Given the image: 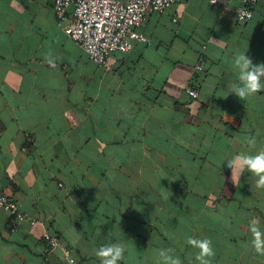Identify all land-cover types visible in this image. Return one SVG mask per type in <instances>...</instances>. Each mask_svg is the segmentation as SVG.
<instances>
[{"label": "crops", "instance_id": "crops-1", "mask_svg": "<svg viewBox=\"0 0 264 264\" xmlns=\"http://www.w3.org/2000/svg\"><path fill=\"white\" fill-rule=\"evenodd\" d=\"M239 6L188 0L151 15L149 43L104 69L57 24L54 0H0V195L42 223L12 232L0 208V264H68L46 252L45 231L85 264L117 241L121 264H156L166 248L189 264L188 237L211 240V264H264L248 230L264 226V189L223 164L264 149V91H225L236 53L264 62V7L242 23Z\"/></svg>", "mask_w": 264, "mask_h": 264}, {"label": "built area", "instance_id": "built-area-1", "mask_svg": "<svg viewBox=\"0 0 264 264\" xmlns=\"http://www.w3.org/2000/svg\"><path fill=\"white\" fill-rule=\"evenodd\" d=\"M188 0H54V14L57 24L66 35L101 68H108L109 58L114 53H128L136 43L148 44L149 39L141 31L151 15H162L177 3ZM215 4L220 0H207ZM240 6L237 18L240 22L250 21L258 5L264 7V0H236ZM201 59L197 70H203ZM186 93L199 98L196 89L188 88ZM0 208L11 218V231L15 232L27 223L31 228L42 224L24 212L13 197L0 195ZM43 240L46 252L59 249L68 264H85L76 258L59 236L45 231Z\"/></svg>", "mask_w": 264, "mask_h": 264}, {"label": "clouds", "instance_id": "clouds-1", "mask_svg": "<svg viewBox=\"0 0 264 264\" xmlns=\"http://www.w3.org/2000/svg\"><path fill=\"white\" fill-rule=\"evenodd\" d=\"M52 64V60H49ZM53 66H55L53 64ZM235 80L226 86L227 97L234 95L243 101L264 91V62L253 63L246 53L238 52L232 58ZM250 145H255V138L249 139ZM223 164L231 170L232 180H240L242 174L247 173L248 178L255 181L257 189H264V149L257 152H240L225 158ZM251 234V246L257 253H264V226L258 218L248 223ZM187 245L196 250L193 260L189 264H211L215 256L212 242L208 238L188 237ZM127 245L125 241H117L100 246L94 250L99 264H121L125 258ZM156 264H184V261L173 254V249H160L156 253Z\"/></svg>", "mask_w": 264, "mask_h": 264}]
</instances>
